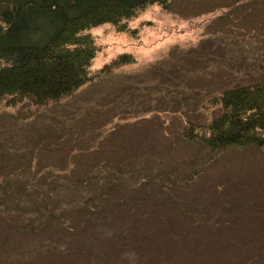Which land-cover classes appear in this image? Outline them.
<instances>
[{
	"label": "rangeland",
	"instance_id": "rangeland-1",
	"mask_svg": "<svg viewBox=\"0 0 264 264\" xmlns=\"http://www.w3.org/2000/svg\"><path fill=\"white\" fill-rule=\"evenodd\" d=\"M128 24L91 29L71 95L0 101V264H264V147L196 140L222 92L264 82V0L152 3Z\"/></svg>",
	"mask_w": 264,
	"mask_h": 264
},
{
	"label": "trees",
	"instance_id": "trees-1",
	"mask_svg": "<svg viewBox=\"0 0 264 264\" xmlns=\"http://www.w3.org/2000/svg\"><path fill=\"white\" fill-rule=\"evenodd\" d=\"M170 0H0V101L36 106L57 101L91 80L98 52L91 29L128 22L147 6ZM131 62L121 55L115 63ZM221 113L196 137L211 150L264 147V82L222 92ZM190 131H193L191 129ZM193 136V135H192ZM107 186L103 195L111 192Z\"/></svg>",
	"mask_w": 264,
	"mask_h": 264
}]
</instances>
